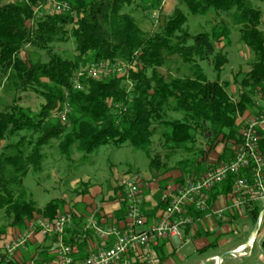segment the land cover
Segmentation results:
<instances>
[{
  "label": "trees",
  "instance_id": "obj_1",
  "mask_svg": "<svg viewBox=\"0 0 264 264\" xmlns=\"http://www.w3.org/2000/svg\"><path fill=\"white\" fill-rule=\"evenodd\" d=\"M52 1L0 0V82L13 85L19 95L34 93L44 100L37 113L17 101L0 111V213L13 220L11 226L24 228L34 213L55 220L58 201L37 210L20 193H25V178L43 173L56 148L72 161L75 153L84 160L103 146L129 145L152 159V170L167 172L168 162L180 159L181 170L193 175L200 171L199 159L205 160L202 141L209 152L220 142L233 141V153L240 146L239 117L256 115V94L264 93V12L251 0H176L178 7L170 15L160 11L159 24L150 34L123 12L134 0H56L69 3L72 12L48 14L44 7ZM141 1L150 13L164 3ZM186 14H211L216 23L210 31L192 35L185 28ZM228 20L240 27V40L253 54L251 70L238 81V100L221 81L229 61L219 45L230 43ZM70 39L74 57L55 51L56 44ZM29 47L46 52L48 60L33 61ZM204 62L217 73L215 81L208 79ZM100 64L129 70L124 77L115 70L106 78L79 76L86 67ZM77 82L82 91L75 89ZM64 103L72 105L66 124L59 118ZM158 134L166 161L159 153L151 156ZM262 139L264 153V134ZM196 155L198 162L187 164ZM232 182L230 177L223 191H232ZM259 214L258 208L250 210L249 217L256 223Z\"/></svg>",
  "mask_w": 264,
  "mask_h": 264
},
{
  "label": "rangeland",
  "instance_id": "obj_2",
  "mask_svg": "<svg viewBox=\"0 0 264 264\" xmlns=\"http://www.w3.org/2000/svg\"><path fill=\"white\" fill-rule=\"evenodd\" d=\"M164 2L163 13L167 16L170 15L173 10L178 7V1L176 0H164ZM251 2L255 8L264 12V0H251ZM131 3L132 5L130 7L124 8L123 12H126L134 17L140 25L141 29L147 34L153 33L154 29L157 28L159 23H156L157 21H154L152 19V13L146 10L145 4L141 0H134ZM186 15H188V23L185 28L187 27L188 29H190L192 35L210 31L211 26L216 23L214 16L211 14L206 17L190 14ZM228 25L231 30L229 37L230 43H228L227 40H223L222 44L219 45V49H223V52L228 57L229 61L223 69L221 81L229 84L228 91L230 96L234 100H238V95L241 88L240 84H238V81H240L246 75V73L251 70L250 63L252 61L253 54L248 49V47L240 40V27L233 25V23L229 20ZM262 30L264 31V15ZM225 45H227V47H223ZM54 49L56 52L63 55L67 54L70 57H74V55H76V48L73 39H70L66 43L56 44L54 46ZM27 50L30 55L29 58H31L35 62L38 61V59H41L43 62H46L48 60L46 52L36 51L31 47H29ZM201 66L208 76V79H210L211 81H215L217 79V73L213 70V67L209 64V62L201 63ZM85 69V75L89 74V66ZM126 70L128 69L126 68ZM161 72L164 73L166 72V70H162ZM122 76L119 75V77ZM6 84L7 83L5 81H2V83L0 82V111L10 108L16 101L19 102L22 107L30 108L34 113H37L40 110V105L44 102L41 97L39 98L34 93H25L19 95L17 92H15V88L13 85L11 87H7ZM246 118H248V116L239 117L240 122L238 126L241 132L244 124V119ZM159 138V134L154 138L155 147L152 148L153 152L151 156L153 158L155 157V153H159L160 158L164 160L163 149H161L160 147ZM232 142L233 141H227L226 143L220 142L211 152H209V146H207L206 143L202 141V143L199 144V147H202L204 149L206 155L204 156L205 160L199 159L200 171L198 174L195 173L196 175H188L190 172L188 170H186V173L183 172L181 170V167L177 165L180 159H174L168 162L169 170H167V172L163 171L161 173L160 170H162V168L160 170L156 168L153 170H155L157 174H154V176H152V174L150 173L152 171L150 167L152 159H149L144 151L135 150L129 145L123 147H118L114 144L103 146L92 155L86 156L84 160L81 159L83 158L81 154L75 153L73 155L72 161H67L66 158L62 157L59 149L56 148L46 159L43 173L31 172L25 178L23 185V190L25 191V193L21 191L20 195L25 201L32 200L37 210H43L48 203L56 200L59 202V204H61L59 215L66 212H72L75 214V212H77V203L73 201L72 197H79L81 195L86 196L87 193H90V186H92V183L99 189L101 188L103 193H105V197L103 198L104 200L110 192H120V189L122 191V187H118V184H121L123 179L126 178V180H128L132 177H135L138 182L137 185L140 188V198H142L143 194L145 193L151 195L153 190L163 191L164 188L168 186L163 192L159 191L160 193H162V198L164 193H166L169 188H177L181 186L186 178H189L190 176H198L199 178V176H202L210 169L230 162L228 161V156L234 155V147ZM198 158L199 155H196V157L191 159V161L187 164H195L196 162H198ZM86 176H89V178H91L87 182L85 179ZM142 176H147L148 178L145 180ZM84 180L85 182H83ZM114 185L115 188L112 189ZM145 185L148 186V190H146ZM159 192H156L154 194V197ZM161 207L162 209L165 207V203L163 202V200H161ZM249 208L250 210H257V208L260 209V206H258V204H251ZM33 217L43 216L34 213ZM12 221L13 220H9L6 217L4 212L0 213V231L4 230L3 234L12 232V230L16 229H20V231L22 232L30 220L26 221V223L24 224V228H21L20 226H17V228L11 226ZM255 224L256 223H254L252 220H248L245 222V225L249 226L251 230L255 228ZM246 237V234H243L242 237H239L241 239L239 242L242 241L246 243ZM228 238V240H235V238L237 239L238 237L229 236ZM256 239V247L254 251L255 254L253 258L245 260L244 262L231 259L230 261H226L225 264H264V249L262 247V243L264 242V221L263 226L260 232H258ZM253 241L250 242V245L253 244ZM248 247L244 246V248ZM245 257L246 256H240V254L236 256V258Z\"/></svg>",
  "mask_w": 264,
  "mask_h": 264
},
{
  "label": "built area",
  "instance_id": "obj_3",
  "mask_svg": "<svg viewBox=\"0 0 264 264\" xmlns=\"http://www.w3.org/2000/svg\"><path fill=\"white\" fill-rule=\"evenodd\" d=\"M99 1V0H98ZM164 2V1H163ZM165 3V2H164ZM163 3V7H164ZM161 10L152 11V19L159 23ZM48 14H65L72 12V7L67 2L53 0L50 5L44 7ZM37 9V15H41ZM161 11V12H160ZM110 64H100L89 67L93 77L106 78L110 71L115 70L117 74L126 75L129 67L118 66L110 69ZM125 67V69H124ZM126 68L128 70H126ZM124 69V71H123ZM86 70V69H84ZM84 70L79 76L81 77ZM76 90L82 91L83 86L77 82ZM256 109L258 113L253 117L244 119L241 132V144L234 151V159L227 164H222L199 176V178H187L179 187L169 188L161 200L165 203L158 219L149 228L139 231L146 224L143 215L142 201H140V188L135 177L124 180L121 183L123 202L126 206L127 226L125 229L117 226L98 227L91 219L90 223L95 227L101 238L108 240L114 238L112 247L102 248L96 254L90 255L83 261L76 260L73 246L64 241L66 229L75 220V214L66 212L59 215L55 220L43 217H34L27 223L26 230L18 233L11 240L4 236L0 242V264H18L17 253L25 248L27 243L36 234L43 238L51 239L50 251L54 256V264H135L134 256L140 255L151 260V254L159 247V241L165 238L179 236L188 226L196 223V218L190 212L200 215L209 206L210 195L213 190L226 184L233 177L231 196L233 197V208L242 209L253 203L261 204V213L264 212V153L261 142L264 134V93L256 94ZM72 113V105L64 103L59 114L62 123L68 122ZM218 212V211H217ZM221 211L218 214L222 217ZM264 217L258 220V232L263 226ZM154 262V260H153ZM29 264H39L36 256Z\"/></svg>",
  "mask_w": 264,
  "mask_h": 264
},
{
  "label": "crops",
  "instance_id": "obj_4",
  "mask_svg": "<svg viewBox=\"0 0 264 264\" xmlns=\"http://www.w3.org/2000/svg\"><path fill=\"white\" fill-rule=\"evenodd\" d=\"M233 157L234 155L228 156V161L233 160ZM160 172L162 173L163 171L160 170ZM150 173L152 176L157 174L155 170H152ZM147 178V176L144 177L145 180ZM85 179L87 182L91 178L86 176ZM124 180H126V178L123 179L122 182ZM83 182H85V180ZM119 184L118 187L121 186V184L120 186ZM91 185L90 193H87L86 196L81 195L79 197H72L73 201L77 203V212H75L76 215L73 224L66 229V234L64 236L65 243L73 246L75 250L74 257L79 261H83L90 255L96 254L102 248L112 247L114 243V238L112 237L108 240L101 238L99 233L95 230V227L90 223L91 219L97 223L98 227L103 226L109 228L117 226L125 229L127 226L126 206L123 202V193L121 189L120 192H110L103 200L105 193L93 183ZM145 187L146 190H148V186L145 185ZM167 187L168 186H166L164 190ZM222 187L223 185L213 190L210 195L209 206L205 212H202L200 215L190 212L191 215L196 218V223L188 226L187 229L177 237H169L160 240L159 247L151 254V260L150 258L147 259V257L142 258L140 255L134 256L135 264H215L214 260L221 255L243 250L246 243L250 241V236L253 231L249 226L245 225L246 221L251 220L249 217L250 211L247 209L250 205L242 209L233 208L231 191L226 193L223 191ZM114 188L115 185L112 189ZM159 191L160 190H153L151 195L145 193L142 198H140V201H142L143 214L146 215L147 222L143 228L138 229L139 231L146 230L158 219L162 211L160 200L162 193L160 192H163L162 190ZM156 192L159 193L154 197ZM253 204H258L261 209L260 203L256 202ZM217 211L223 212L222 217ZM56 216H59V211ZM16 230L2 234L0 238L4 236L6 240H11V238L16 237L18 233L21 232L20 229ZM24 230H26V227ZM243 234L247 236L246 243L242 241L239 242L241 240L239 237H242ZM229 236H236L238 238H235V240H228ZM50 244L51 239L49 237L43 238L41 235L36 234L31 238V241L27 243L25 248L18 250L17 263L29 264L36 256V260L39 264H54L55 261L50 251ZM255 247L256 245L253 248L252 246L246 248V251L251 254L245 258L230 257L223 260L220 264H225L226 261H230L231 259L244 262L245 260L253 258Z\"/></svg>",
  "mask_w": 264,
  "mask_h": 264
},
{
  "label": "water",
  "instance_id": "obj_5",
  "mask_svg": "<svg viewBox=\"0 0 264 264\" xmlns=\"http://www.w3.org/2000/svg\"><path fill=\"white\" fill-rule=\"evenodd\" d=\"M263 217H264V212L260 214L258 220L261 219V218H263ZM258 220H257V222H256V224H255V225H256L255 228L253 229V231H252V233H251L250 241L245 245V246H247V247L250 245V242L253 241V240H254V241H253V244H252V245L255 246V242H256V240H257L256 238H257V235H258V227H259ZM228 255H230V254L221 255V256L219 257V258L221 259L220 263H222V261L225 260V259H227V258L238 256L239 253H235V254H233V255H231V256H228ZM220 263H218V264H220Z\"/></svg>",
  "mask_w": 264,
  "mask_h": 264
},
{
  "label": "bare ground",
  "instance_id": "obj_6",
  "mask_svg": "<svg viewBox=\"0 0 264 264\" xmlns=\"http://www.w3.org/2000/svg\"><path fill=\"white\" fill-rule=\"evenodd\" d=\"M252 245H250V247H251ZM252 248H253V246H252ZM247 249L246 248H244L243 250H239V251H234V252H230V255H228V256H231V255H233V254H235V253H239L240 254V256H242V257H244V256H249L251 253H249L248 251H246ZM220 261H221V259L218 257V258H216L215 260H214V262H215V264H218V263H220Z\"/></svg>",
  "mask_w": 264,
  "mask_h": 264
}]
</instances>
